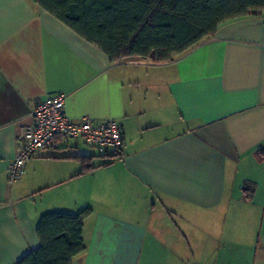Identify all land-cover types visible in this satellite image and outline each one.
<instances>
[{"label": "crops", "instance_id": "0c3cea01", "mask_svg": "<svg viewBox=\"0 0 264 264\" xmlns=\"http://www.w3.org/2000/svg\"><path fill=\"white\" fill-rule=\"evenodd\" d=\"M58 92L74 120L117 119L123 149L43 150L11 184L21 126ZM84 210L71 264H264V11L154 63L0 0V264L40 247L45 213Z\"/></svg>", "mask_w": 264, "mask_h": 264}, {"label": "trees", "instance_id": "16d2710c", "mask_svg": "<svg viewBox=\"0 0 264 264\" xmlns=\"http://www.w3.org/2000/svg\"><path fill=\"white\" fill-rule=\"evenodd\" d=\"M112 61L148 57L167 63L225 23L258 16L264 0H32ZM79 213L42 215L36 231L41 245L15 264H71L85 249Z\"/></svg>", "mask_w": 264, "mask_h": 264}, {"label": "built area", "instance_id": "2783aa9c", "mask_svg": "<svg viewBox=\"0 0 264 264\" xmlns=\"http://www.w3.org/2000/svg\"><path fill=\"white\" fill-rule=\"evenodd\" d=\"M66 94L55 93L38 101L30 111V123L22 125L19 147L9 165V182L20 181L25 165L40 151L59 148L70 143H83L100 155L121 151L124 132L117 119L94 121L90 116L78 120L65 113Z\"/></svg>", "mask_w": 264, "mask_h": 264}, {"label": "rangeland", "instance_id": "374dc122", "mask_svg": "<svg viewBox=\"0 0 264 264\" xmlns=\"http://www.w3.org/2000/svg\"><path fill=\"white\" fill-rule=\"evenodd\" d=\"M93 149V148H92ZM96 153H97V151L95 150V149H93Z\"/></svg>", "mask_w": 264, "mask_h": 264}]
</instances>
